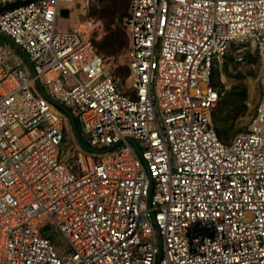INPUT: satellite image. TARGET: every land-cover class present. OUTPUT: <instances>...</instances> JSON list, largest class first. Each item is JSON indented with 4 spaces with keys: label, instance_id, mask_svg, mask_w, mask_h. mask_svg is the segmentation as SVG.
<instances>
[{
    "label": "built area",
    "instance_id": "obj_1",
    "mask_svg": "<svg viewBox=\"0 0 264 264\" xmlns=\"http://www.w3.org/2000/svg\"><path fill=\"white\" fill-rule=\"evenodd\" d=\"M90 1L0 10L31 62L0 39V264H264V0H130L128 88L59 29ZM244 42L261 98L225 143L213 75Z\"/></svg>",
    "mask_w": 264,
    "mask_h": 264
},
{
    "label": "rangeland",
    "instance_id": "obj_2",
    "mask_svg": "<svg viewBox=\"0 0 264 264\" xmlns=\"http://www.w3.org/2000/svg\"><path fill=\"white\" fill-rule=\"evenodd\" d=\"M27 1L29 0H0V10ZM117 5V0H91L83 6L79 4L72 9H64L59 17V29L63 31L77 30L97 45L102 44L106 48H111L112 37L117 31V24H119L127 34V49L117 55H103L108 68L121 80L125 88H128L131 80H128L130 77L128 68L130 38L126 26L127 16L122 21L116 17L114 24L108 21ZM72 13H75V17ZM79 24L85 25L86 28L79 30L77 27ZM260 76L261 64L258 52L250 42L234 45L225 59L217 64L215 78L221 86L220 90H223V94L214 111V124L225 143L231 142L236 134L245 130L254 116L261 98ZM235 87L238 89L234 90ZM244 88L246 89L245 97ZM245 104V113L237 116ZM235 116L237 117L235 118ZM58 239L61 241L60 238Z\"/></svg>",
    "mask_w": 264,
    "mask_h": 264
},
{
    "label": "trees",
    "instance_id": "obj_3",
    "mask_svg": "<svg viewBox=\"0 0 264 264\" xmlns=\"http://www.w3.org/2000/svg\"><path fill=\"white\" fill-rule=\"evenodd\" d=\"M129 2H130V0H117L118 5L115 8V12L111 13L110 18L108 20L109 23H113V24L116 23L115 22L116 17L119 18V21L120 20L122 21V19L128 15ZM21 4H23V3L16 4L14 6H11L10 8L19 6ZM117 7H119V8H117ZM116 32L114 33V35L112 37L113 41H112V45L110 46L111 48H106L102 44L97 45L96 43L93 42L102 54L112 56V55H117V54L123 52L125 49H127V47H128L127 34L119 24H117V31ZM2 41H4V40H2ZM215 72H216V69L214 70L213 83L221 89V86L216 81ZM237 89H238V87L234 88V90H237ZM220 92H221V94H223V90L222 91L220 90ZM245 93H246V89L244 88V91H243L244 97L246 96ZM242 100H244V99H242ZM245 111H246V104H245V106H243V110H241V112H239L237 114V116L244 114ZM237 116H235V118ZM213 119L215 120L214 114H213ZM74 127H75V132H76L77 136L79 137L83 146H85L86 148H89L90 146H89L88 142L82 136V126L78 120L75 121ZM218 135L221 138V140L223 141L219 131H218Z\"/></svg>",
    "mask_w": 264,
    "mask_h": 264
},
{
    "label": "water",
    "instance_id": "obj_4",
    "mask_svg": "<svg viewBox=\"0 0 264 264\" xmlns=\"http://www.w3.org/2000/svg\"><path fill=\"white\" fill-rule=\"evenodd\" d=\"M0 39L6 41L8 43H11L18 50V52L21 54V56L27 61V63L29 65H31L30 59L27 56V54L24 52L23 48L19 44H17L10 36H8L4 33H0ZM63 109L69 114V116L71 117L72 123L75 126V120L72 118L70 111L65 107H63Z\"/></svg>",
    "mask_w": 264,
    "mask_h": 264
},
{
    "label": "bare ground",
    "instance_id": "obj_5",
    "mask_svg": "<svg viewBox=\"0 0 264 264\" xmlns=\"http://www.w3.org/2000/svg\"><path fill=\"white\" fill-rule=\"evenodd\" d=\"M75 13H76V12H75ZM75 13H72L74 17H75V15H74ZM72 14H71V15H72ZM70 18L73 19V17H70ZM77 27H78L79 30H84V28H86V26H85V25H82V24L77 25Z\"/></svg>",
    "mask_w": 264,
    "mask_h": 264
},
{
    "label": "crops",
    "instance_id": "obj_6",
    "mask_svg": "<svg viewBox=\"0 0 264 264\" xmlns=\"http://www.w3.org/2000/svg\"><path fill=\"white\" fill-rule=\"evenodd\" d=\"M4 42H6V41H4Z\"/></svg>",
    "mask_w": 264,
    "mask_h": 264
}]
</instances>
